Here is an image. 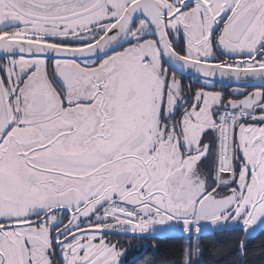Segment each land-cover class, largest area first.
<instances>
[{
  "label": "snow or ice",
  "instance_id": "snow-or-ice-1",
  "mask_svg": "<svg viewBox=\"0 0 264 264\" xmlns=\"http://www.w3.org/2000/svg\"><path fill=\"white\" fill-rule=\"evenodd\" d=\"M258 233L264 0H0V264L165 236L206 264L224 234L252 264Z\"/></svg>",
  "mask_w": 264,
  "mask_h": 264
},
{
  "label": "trees",
  "instance_id": "trees-1",
  "mask_svg": "<svg viewBox=\"0 0 264 264\" xmlns=\"http://www.w3.org/2000/svg\"><path fill=\"white\" fill-rule=\"evenodd\" d=\"M231 237L228 234L217 235L214 237H207L204 241L209 250L206 253V264H231L228 258L221 257L215 254L212 250L213 242H224ZM153 241L151 242V244ZM155 247L150 246L143 250L137 258L131 261L129 264H171L173 261V254L178 247V241L174 238H162L156 240ZM264 245V233H260L255 239L249 242V248L251 249L249 254V260L252 264H264V260L260 258V249ZM219 246V245H217Z\"/></svg>",
  "mask_w": 264,
  "mask_h": 264
},
{
  "label": "flooded vegetation",
  "instance_id": "flooded-vegetation-1",
  "mask_svg": "<svg viewBox=\"0 0 264 264\" xmlns=\"http://www.w3.org/2000/svg\"><path fill=\"white\" fill-rule=\"evenodd\" d=\"M217 236V235H215ZM165 237H161L157 240H160L162 238H166ZM209 237H214V236H209ZM151 240H139V241H135L133 244V247H131L129 249L128 255H127V264H129L131 261H133L135 258H137L138 256H140V254L143 253V250L147 249L149 244H151Z\"/></svg>",
  "mask_w": 264,
  "mask_h": 264
},
{
  "label": "water",
  "instance_id": "water-1",
  "mask_svg": "<svg viewBox=\"0 0 264 264\" xmlns=\"http://www.w3.org/2000/svg\"><path fill=\"white\" fill-rule=\"evenodd\" d=\"M259 234H260V233L256 234L255 238H256ZM166 238H172V237L167 236ZM255 238H254V239H255Z\"/></svg>",
  "mask_w": 264,
  "mask_h": 264
}]
</instances>
